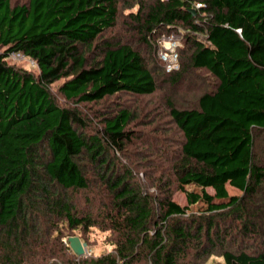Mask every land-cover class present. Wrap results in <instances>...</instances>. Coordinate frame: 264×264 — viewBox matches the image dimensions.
I'll list each match as a JSON object with an SVG mask.
<instances>
[{"label":"trees","instance_id":"1","mask_svg":"<svg viewBox=\"0 0 264 264\" xmlns=\"http://www.w3.org/2000/svg\"><path fill=\"white\" fill-rule=\"evenodd\" d=\"M179 27L181 68L168 73L154 43ZM198 71L213 84L188 109L167 98L160 117L181 140L171 157L158 148L143 183L122 162L144 140L139 110L117 98L154 96L160 78L174 86ZM262 131L264 0H0V264H264ZM199 203L207 211L190 213ZM94 230L111 251L78 257L61 242Z\"/></svg>","mask_w":264,"mask_h":264},{"label":"rangeland","instance_id":"2","mask_svg":"<svg viewBox=\"0 0 264 264\" xmlns=\"http://www.w3.org/2000/svg\"><path fill=\"white\" fill-rule=\"evenodd\" d=\"M136 11L137 8H134L133 10H125L123 11V13L126 17H128L129 13ZM124 21L125 20L121 19L119 23L120 28L118 30L116 29L113 32H109L108 36L112 37L121 33L118 31H122L124 29L123 28ZM176 30H179L177 32H181L183 35L187 33V31L183 27H179ZM126 36L130 38V36H133V34L129 35L126 33ZM134 44L139 45L140 43L134 41ZM140 48H142L143 52L146 50L144 54L145 56H148V54L146 53L148 48L144 46L142 47V45H140ZM10 61H11L10 63L18 67L25 68L26 70L27 69L32 70L38 73L37 70L32 69L33 67H31L27 62H20L18 60H13V59H11ZM211 84H213V81L209 77V75L205 71H198L196 72L195 77L188 74L185 80L174 86L169 85V82L167 83V79H165V77L160 78L159 86L161 87L154 96H148L138 99H133V98L129 99L127 96L117 98L120 101L125 102L127 106L133 107L134 110L136 109L139 110L138 111L139 115L137 121L133 124V129H135L138 132V135L141 136V138L144 137V140L136 139L133 142L134 143L133 145H129L128 150L133 151V153H131V155H129L128 158L127 156L125 157L123 156L122 162L133 167L139 178L143 180V183L149 182V178H148L149 168L153 164L152 161H154V164H158L161 162V157L159 154L160 150H158V148L166 149L167 154L171 157L174 155L173 154L174 152H177L178 141L181 140L180 133L169 122V119L168 120L167 118L161 119L160 117V114L163 112V109H165L167 98H171V100L176 104L178 108L188 109L196 105L197 98L202 94L203 90L208 88L209 85L211 86ZM60 85L61 83L54 85L53 92L61 100L62 98L58 92ZM117 99L112 98L107 102H112ZM62 103L64 102L62 101ZM100 108H102V105L97 104L96 110ZM255 137H256L255 155L257 156L258 161L262 165H264V131L256 133ZM159 141H163L164 143L162 142L161 145H159ZM150 143L152 144V147L149 146V149H145L146 150L145 153L144 148L148 146ZM151 149H152V153H151ZM147 157H148V161L145 160ZM142 159L144 160L142 161ZM169 165H171L170 162H166L165 168H168ZM186 190L189 192H200V188L195 185H188L186 187ZM227 190L231 197L242 196V192H240L237 189H234L229 185L227 186ZM207 192H209L212 195L215 194L213 189H207ZM173 200L183 207L188 205L185 193L177 189H174ZM256 201H257V205L260 208H264V190ZM222 202H226V201H216V203H222ZM206 211H207V205L204 203H199L197 205L190 207V213H204ZM107 236L108 234L102 233L98 230H94L91 231L87 239L85 240L81 239L86 250L84 256L86 257L99 256L103 253L111 251L112 247L106 241ZM70 237H75V236H72V234L70 236L68 235L62 236L61 234V242L62 244H64V246L69 247L68 239ZM77 237L79 236L77 235ZM68 253L71 254L74 252L71 249V252ZM61 254L63 255V250H61ZM206 264H224V261L220 257H212Z\"/></svg>","mask_w":264,"mask_h":264},{"label":"built area","instance_id":"3","mask_svg":"<svg viewBox=\"0 0 264 264\" xmlns=\"http://www.w3.org/2000/svg\"><path fill=\"white\" fill-rule=\"evenodd\" d=\"M201 8L202 5L199 3L193 9L199 10ZM177 31L179 30L161 34L154 43L155 55L168 73L178 71L181 68L180 49L184 47V35ZM11 59L27 62L33 68L37 66L33 60L22 53H13Z\"/></svg>","mask_w":264,"mask_h":264},{"label":"water","instance_id":"4","mask_svg":"<svg viewBox=\"0 0 264 264\" xmlns=\"http://www.w3.org/2000/svg\"><path fill=\"white\" fill-rule=\"evenodd\" d=\"M191 13L195 16L196 15V10L192 9L190 10ZM68 243H69V247L72 249V251L74 252V254L78 257H83L86 253L84 244L82 243V240L75 236V237H70L68 239Z\"/></svg>","mask_w":264,"mask_h":264}]
</instances>
